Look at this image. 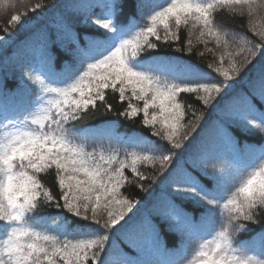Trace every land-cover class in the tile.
Here are the masks:
<instances>
[{
    "label": "snow or ice",
    "instance_id": "6c2138e0",
    "mask_svg": "<svg viewBox=\"0 0 264 264\" xmlns=\"http://www.w3.org/2000/svg\"><path fill=\"white\" fill-rule=\"evenodd\" d=\"M142 6L140 0H0V19L11 11L0 26V70L26 61L17 85L8 86L6 73L0 77V222L6 228L0 264H151L114 259L113 233L141 253L145 245L159 250L161 233L190 229L197 213H218L221 223L187 264H264V151L252 155L235 135L239 128L264 138V0H165L141 24L135 21ZM48 9L55 11L33 24L30 17ZM225 9L248 16L254 39L217 23ZM21 26L30 33L23 45L13 39ZM193 39L213 54L208 71L185 64L173 79H162L153 68L163 61L144 59L162 44L191 54ZM58 53H71L77 68L55 72ZM18 88L29 96L23 105L14 95ZM109 92L127 104L116 116L143 117L141 125L157 138L153 150L121 156L111 137L106 149L103 134L84 126L113 112ZM245 153L250 159L241 164ZM157 162L153 176L140 170ZM53 174L58 194L45 179ZM127 187L144 197L125 194ZM51 208L74 223L65 218L59 234L38 227L34 218ZM254 226L261 229L258 249L239 239Z\"/></svg>",
    "mask_w": 264,
    "mask_h": 264
},
{
    "label": "trees",
    "instance_id": "16d2710c",
    "mask_svg": "<svg viewBox=\"0 0 264 264\" xmlns=\"http://www.w3.org/2000/svg\"><path fill=\"white\" fill-rule=\"evenodd\" d=\"M36 2L37 0H32L33 4ZM140 3L143 6L139 9L135 22L142 24L145 22L144 17L149 15L158 6L163 5L165 0H140ZM54 11V9H48L44 14L38 12L30 18L36 23L39 20L45 19L46 17H50ZM97 11L99 10L97 9ZM10 15L11 11H9L7 15H4L3 18L0 19V26L5 25ZM216 21L218 24L222 22L225 23L229 30L235 29L240 33V35L247 34V38L254 39L248 32V16L246 14L243 17L240 15H232L229 10L225 9L218 13ZM130 22L133 21L130 19ZM240 25L243 26L242 29L237 27ZM89 31L92 30L90 29ZM29 38L30 33L24 26L19 27L13 37L16 43L21 45L25 44ZM187 39V30H182L179 46L184 47L185 41ZM208 47L212 48L213 45L209 44ZM200 53H204V55L201 56ZM57 55L58 61L53 64V70L55 72L60 73L77 68L76 58L71 53H58ZM144 59L147 62H154L155 60L163 61L159 63L157 67L153 68V72L162 79L171 80L174 78V75L181 70L180 67L185 64L195 65L204 71H208L206 65L208 63H212L214 57L212 53L206 52L203 44H198L196 43L195 39H193V49L191 54H188L186 51L176 52L174 51L173 46L162 44L157 51L145 56ZM168 61L174 62L176 67L173 68L168 63ZM25 64L26 61L22 60L19 63L9 65L6 70H0V77L6 73L8 76V86L13 87L17 85L21 82V73L26 70ZM79 70H82V67ZM75 74H78V71L75 72ZM23 84L27 85V88L31 89L32 94L35 95V88L31 82L25 80L23 81ZM14 95L17 96L18 105L27 103L29 99L28 94L24 92L22 88H18ZM107 100L113 105V112L103 116H97V118L93 120L86 119L83 122L84 126H86L91 132L103 134V145L106 149L108 148L110 142L109 137H111L112 146L118 147L120 149L121 156H123L125 151L148 152L153 150L157 142V138L150 135L152 131L151 129L144 128L141 125V120L143 117L140 116L135 121H129L123 117H118L115 115V113L122 111L127 106V104H121L119 102L118 94H113L111 92L108 93ZM196 107L199 109L200 105H196ZM101 111H103L102 108ZM213 115L214 111L213 114L209 115L208 117L209 122L212 120ZM208 127L209 124H205V128ZM141 134H143L144 139H142L140 143H137V139L141 136ZM235 135L240 143V146L242 148L249 149L252 155L258 156L261 151H264V138H262L260 135L254 132L243 131L239 128H237ZM99 139V136L89 139V151H91L93 147L97 146ZM197 140H199V137H197ZM193 143H195V141ZM185 151H187V149ZM249 159V154L245 153L241 157V164L248 163ZM221 160H223L225 164L232 163V161L227 156L221 157ZM140 170L144 172L145 175L153 176L155 172L159 171V163L157 162L155 169L142 166ZM45 179L50 186H53L54 193L58 194L59 189L58 187L54 186V174L47 176ZM164 179L166 180L167 177ZM163 182L164 181L162 180L161 184H163ZM147 183H151V181L146 182V186ZM125 194H131L136 199H141L144 197V194L139 192V189L132 187H127L125 189ZM197 216L199 219L191 225L190 229L185 228L182 231H165L161 233L159 250L145 245V251L141 253L139 249L131 247L127 242L121 243V238L116 233H113V239L109 241V252L116 260L127 258L129 260H148L151 262V264H168V261H172L173 264H178L181 259L177 260V258L187 254L185 251L191 245V238L188 236L190 230L194 233H197L198 229H200L198 226L203 225L199 223H201L203 220L211 222L214 228L217 227V230L220 227L221 217L218 213L215 217L211 218L206 217L201 213H197ZM65 218L69 221V224L74 223L72 217H65L55 208H51L38 213L34 220L38 227L48 228L53 234H59L65 231L63 225V220ZM53 220L57 222L55 225L52 224ZM260 230V226H254L252 231L248 232L247 234H241L239 239L244 241L254 235L259 234ZM5 234L6 228L4 227L3 222H0V239H2ZM191 237L196 238L195 234L191 235ZM68 238L74 239L76 237L69 235ZM188 249L191 250V248Z\"/></svg>",
    "mask_w": 264,
    "mask_h": 264
},
{
    "label": "rangeland",
    "instance_id": "374dc122",
    "mask_svg": "<svg viewBox=\"0 0 264 264\" xmlns=\"http://www.w3.org/2000/svg\"><path fill=\"white\" fill-rule=\"evenodd\" d=\"M34 23L35 22H33V24ZM209 223H211V222H209ZM200 228H203V226H200ZM214 232L215 231H213L212 233H214ZM210 235L211 234H195L196 238L195 237L192 238L190 235H188L191 238V245L188 248H191V250L187 248V250L185 251L187 254L182 255L181 257L177 258V260L181 259L178 264H187V261L189 259H191L192 255L194 254V251L198 247V245L202 242L203 239L210 238ZM244 241L248 242L250 245H252L258 249V247H259V234L254 235V236H252V237H250Z\"/></svg>",
    "mask_w": 264,
    "mask_h": 264
}]
</instances>
